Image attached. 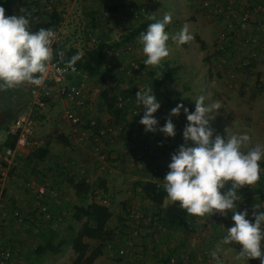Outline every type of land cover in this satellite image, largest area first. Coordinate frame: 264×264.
Returning <instances> with one entry per match:
<instances>
[{
	"label": "rangeland",
	"instance_id": "rangeland-1",
	"mask_svg": "<svg viewBox=\"0 0 264 264\" xmlns=\"http://www.w3.org/2000/svg\"><path fill=\"white\" fill-rule=\"evenodd\" d=\"M2 1L7 4L15 0ZM157 1H160L161 3L158 2V6H154ZM51 2L53 10L57 14H59V17L61 18V33L59 39L60 45H63L64 47H77L80 50V53L84 52L83 50L86 48H91L96 42L95 40L94 43H91L89 41V38L86 36L87 33L92 32V37L94 39L96 37H104L107 39L108 43L117 42L121 38H123L128 33V31L144 17H154V19H160L163 18L165 13H170L172 20L168 24V30L166 31L170 37L168 41L170 55L167 57V59L168 63L172 62V64L170 63L169 65L172 66L171 70L173 72L168 75L165 73L161 74V81L154 84L155 82H157L156 79L150 78L149 76V72L154 68L152 66L145 65L146 69L143 70L142 78L134 81L131 86L132 90H134L135 85L137 86L139 83H146L149 87H151L152 85L153 93L157 99H160L163 102H167L168 105L183 104L184 107L188 109L192 103L191 99L199 97V95L197 94L193 95L194 93L202 91V95L205 96V101L206 103H208L207 98H209L210 94L206 95L207 92H215V98H217V100L221 103L222 107L219 110V114L215 116V119L210 121L211 127L214 130V137L215 134H219L226 138L225 130L229 128V135H241L247 133L251 137V144L249 145V147L254 146L258 143L264 144V83L259 84L258 82L259 78H264V60L259 58L261 52L264 53V49L260 48L258 50L259 52L254 59L255 61L254 63H252H259L260 61V70L256 72L253 71L250 77L246 78L247 82H250V85L244 83L245 87L243 88L241 86L239 89L238 86L240 83H238L237 80L226 82L223 81L221 79L223 76L222 73H225L227 71L233 73L237 71L250 73L254 69L252 64L242 66L240 64L234 63L232 65H227L224 68L222 65L218 64V60L224 50L217 52L216 35L214 36L215 27L207 17L205 18L198 14L197 0L196 5L195 0H51ZM160 4L161 7H165L167 8V10H161L159 8ZM5 5L1 6L4 7ZM135 5L144 7L146 12L139 19L131 21L129 20L128 15L127 13H125V11L127 7ZM108 9H114V11L109 12ZM94 11L95 13L93 14V23L95 24V26L91 28V17L89 16V14ZM104 11H107V16L103 17L102 14ZM185 24L189 25V31L190 34L194 36V40L187 44L179 45L172 39V37L179 33L183 25ZM32 31L36 30H34V28L32 27ZM136 43V50L133 52L134 58L136 56L139 57V59L142 58L145 60L146 56L143 54L142 45L139 43V41H137ZM237 50L243 51L240 48H238ZM243 64L247 63L243 62ZM99 81V78L88 79V82H86V85H84L85 91L87 92V101L91 103V106L94 109V113L100 119V121L112 123L114 122L113 124L116 125L120 124L122 121L119 120L118 122H116L114 117L112 121L107 119V111L104 109V106L101 105V103L98 101V94H96L95 96L93 95V89H98L102 86V83H100ZM69 82H71V79L66 80L67 84ZM218 85H220L227 91L222 93L216 92L214 89ZM27 88L28 85H24L23 87L18 88L19 91L17 93L15 92V89L9 90V96L6 95L0 98V138L4 137V131L7 129L11 120L18 113L27 108V104H29L27 102L30 99L26 92ZM243 93H248V95L242 97V95H244ZM15 95L17 98L15 97ZM11 99H16V101L25 99V101H23L22 103H25L26 106L18 109L17 107H10L5 105L6 102L13 103ZM65 104L66 102L64 100H55L54 103L49 104L50 108L44 115L37 117L34 139H42L45 141V143L52 144V153L60 154L63 158L66 159L70 154L75 155L74 157L76 158V155L78 154L77 152L79 150L78 148L82 149L85 154L87 153V156L89 154V144H83L80 147L72 148L66 147L65 145L57 142L58 135H64V133L66 132L65 127H63V125L59 121V117L56 116L58 112L62 111V107ZM248 104H250L252 107H247ZM125 105L127 107L122 108L128 109L130 108L128 106L131 105V102L128 101L125 103ZM242 105H244L245 107H241ZM120 125H122V123ZM28 149L32 150V148ZM112 149V153H121V151L123 150L122 145H120L119 143H115L112 146ZM25 151L26 150H20V155ZM110 156H108L109 158L106 161V166L103 171H100L98 166H96L90 159L88 161V156H84L85 159L83 161L85 162L80 163L82 166H86L89 164V162H91V166L99 171V176H97L96 172L93 171L95 173H93L91 175V179L88 180V184L93 188L92 190L100 189L99 186L104 184L106 187V192L110 195V202L113 195H116V198L118 199V202H116V207L114 208L116 209V212H113L112 207V209L110 208L112 216L106 226L107 231H111L110 238L108 240H105L101 238L100 232L91 230V235L93 238L84 239V241H86V244L88 245L86 255L90 256L92 252L97 253V257L91 264H129V262L125 261V258H119L115 254L108 253L105 250V247L108 243H110L113 248H117L121 246V244L127 246V244L130 242L129 239L125 238V226L123 225L124 212L126 211V209L119 210L118 203H121L122 197H125V193L128 192L129 196L126 200L127 202L130 201V203L127 205L128 208L133 207L131 202H138L141 204L140 208L143 212L155 213L156 209L152 208V206L147 204L146 201L144 203L143 198L134 195L131 191V187L136 180L147 177L146 175L148 173V168L151 169V167L153 166L152 169H156L157 171L161 170L168 163V160L171 159L170 152L167 153L164 146L161 145L160 142H157L152 146L151 152L148 154V157H144L145 164L141 169L136 167H129L127 164H124V162L122 163L121 167H117L116 165L118 164L113 166L112 161L114 159L111 160ZM69 160H66V162ZM74 161L76 163L77 159H75ZM263 161L264 159L261 160L260 165ZM66 162L64 165L65 168L72 167L73 164H71V162ZM19 164L20 163L16 164L15 167L18 168ZM20 167V171L24 172H21L22 175L19 178V183L24 185L26 181L32 180L33 177H27L26 174H31V168H29L24 161H21ZM11 169L13 168L11 167L8 172H10ZM13 174L14 171L12 170L9 175ZM9 175L7 176L8 178ZM100 180H103L104 183L99 182ZM5 181L0 182V206L2 205L1 202L5 194V188H3V186L1 185ZM107 181L112 183L111 190L107 188ZM47 182H49L50 184V181ZM257 184L252 188H243L239 191L238 194L241 196V201H246L247 203L253 204L254 206L257 204L259 197L264 195L262 190L260 191V193L255 192ZM47 190L49 191V187ZM114 190L116 191L114 192ZM91 201L92 200L90 198H87L84 203L80 202L79 206L88 207ZM241 201H239L237 204L238 208V205ZM166 203H169L167 198L163 201L162 204ZM261 205L264 206V203ZM0 210L2 209L0 208ZM59 214L63 217V223L62 226L60 225L58 229L53 232V240L55 242L60 239L68 241L70 239V236H73L78 231L82 221L78 223L72 221L68 213ZM116 217H119L118 223L115 220ZM2 224L3 226L0 227V235L3 232V228L6 227L4 220ZM196 225L197 223L195 224V226ZM198 226L202 227V224ZM199 233H201V231H196L195 233H193V235L199 236ZM220 235L221 234H219L218 236ZM189 236L183 234H175L171 236L164 235L163 237H168V239L173 242V247L175 248V250L181 249L184 252H187L189 257L188 264H194L193 261H190L193 259L191 258V254L193 253L191 249L193 247L190 246V243L189 247L191 249L189 247L187 248L186 246L183 247L180 243V241L186 240V238H188ZM186 245H188L187 242ZM131 246L134 247L135 245L131 244ZM141 246H143V243H141ZM228 249L229 248H227V250L220 256L223 264H246V261H238L235 259L237 255L235 249L232 251H228ZM49 255L50 254H48L47 256ZM49 257L50 261L52 259H57V263L59 264H70L72 259L74 258V254L71 252L68 246H63L61 248V254L56 255V257H52L51 255ZM142 257L143 258L140 259H143L144 262H141L140 264H151L149 258L144 256ZM19 258L20 255L18 256V260ZM210 264H216L215 260Z\"/></svg>",
	"mask_w": 264,
	"mask_h": 264
},
{
	"label": "built area",
	"instance_id": "built-area-1",
	"mask_svg": "<svg viewBox=\"0 0 264 264\" xmlns=\"http://www.w3.org/2000/svg\"><path fill=\"white\" fill-rule=\"evenodd\" d=\"M5 4L4 1L0 0V6ZM197 4L198 13L205 18L207 17L215 27L217 52L224 50L221 53L218 64L222 65L223 68L226 67L228 63L234 62V55H240L242 57L241 61L247 63H242V66L254 63L255 56H257L260 49V39H264V0H197ZM4 8L6 16L31 13L30 28L32 30V26L39 23L40 14L52 11V2L51 0H15L7 3ZM22 8L23 11L20 12ZM145 12V8L138 5L127 7L125 11L131 21L139 19ZM103 16H107V13H103ZM60 24L54 30L57 34V39L53 44V52L54 47L60 45ZM86 36L91 43L95 42L90 33H87ZM136 42L128 43L117 50L107 53L102 70L103 73H108V76L104 78V75L101 74L105 80L104 85L98 89L94 88L93 95L98 94L101 90L100 88H103L109 96L114 98V106L118 109L124 107L126 102H131L130 107L132 109L127 113L126 119L133 118L136 120L135 122L139 123L144 109L143 106L139 108L135 103L134 97L136 98V93L140 89L149 86L146 83H139L137 86L135 85L134 90L131 88L134 81L142 78L143 70L146 69L145 60L139 59L136 56L134 58L133 56V52L136 50ZM238 48L243 51H238ZM65 63L60 59L53 58L52 66L49 68V75L44 85L40 87L28 85L26 92L30 99L27 102L29 103L27 104V108L11 120L4 131V137L0 138V182L8 179L7 172L18 163L16 158L19 156L18 152L20 150H23L27 146L32 149L45 146L44 140L34 139V131L37 125L36 120L38 116L44 115L48 111L50 103L59 99L66 102L62 107V111L56 115L66 129V132L62 135L68 142L66 147L75 148L83 144H89L88 157L98 166L100 171L105 169L106 161L109 157L106 154L107 147L104 141L111 144L114 138L122 133L121 129L112 122L100 121L95 115L94 109L86 97L87 92L84 85L88 82V77L85 74L79 73L76 70L72 71L71 69L57 72V68L63 69ZM68 77H78V84L74 85L70 82L67 84L66 80ZM150 78L157 79L155 75L150 76ZM258 81L260 84H263L264 78H259ZM126 94H131V96L124 100L123 96H127ZM157 101L161 107L154 114V118L157 119V127L160 128L165 125L171 109L177 105L167 108L162 100L157 99ZM137 113L139 114L136 115ZM97 120L100 121L99 125ZM172 121L176 130L175 137H165L159 131L151 134L152 137L155 136L157 138L152 141V144L161 141L165 145H170L174 147V154L184 143L183 130L188 121L182 111L178 117H173ZM8 136L16 137L13 148L2 146ZM138 136L139 134L135 130L130 135L134 142ZM134 142L128 144L126 149L121 151L122 158L120 157V159L129 167L139 168L146 158L149 145L141 141L138 148L134 150L136 147ZM118 143L122 146L126 144L125 141H118ZM110 157L111 160L115 159L114 155ZM112 164L115 166L118 162L112 161ZM263 173L264 167H261L260 176ZM80 174H84L83 169L80 171ZM146 181H150L156 186L164 187V182L159 183L154 179H147ZM86 182L88 183L87 179ZM48 187L50 189L49 182L45 180L39 182L35 178H32V180L27 181L25 184L26 192H28L27 194L37 210L39 220L37 225L45 229L51 224L50 229H55L59 224L63 223V217L59 213L51 211L52 215L48 211V205L44 199ZM89 198L95 204L103 207H107L110 204L109 193L103 191L101 188L94 190ZM238 206L240 211L245 209L248 211L246 218L254 223L252 219L254 205L241 201ZM231 215L223 217V221L221 220L220 224L221 227L229 229L233 226L234 222L231 219ZM213 219L212 216L207 218L208 223H212ZM2 222L3 220L0 221V227L4 224ZM123 225L125 226V238L129 239L130 242L127 246L121 245L117 248H113L108 243L105 247L108 253H113L119 258H125V261L129 262V264L144 262L143 259H140L143 258L142 256L149 258L151 264H188V253L181 249L175 250L173 244H170L164 251L156 249L161 244L166 231L159 223L158 216L154 213L143 212L139 208H128L124 212ZM192 240L191 246L197 247L199 256H205L207 246L204 244V241H201L199 236L193 237ZM221 240H219V243ZM141 243H143V246H141ZM131 244L135 246L133 247ZM236 246L240 249L239 245ZM261 250L264 253V241H262ZM18 256L19 253L16 250L12 251L10 245L7 244L5 248L0 250V264H15L18 261ZM248 264H261V261L259 259L249 260Z\"/></svg>",
	"mask_w": 264,
	"mask_h": 264
},
{
	"label": "clouds",
	"instance_id": "clouds-1",
	"mask_svg": "<svg viewBox=\"0 0 264 264\" xmlns=\"http://www.w3.org/2000/svg\"><path fill=\"white\" fill-rule=\"evenodd\" d=\"M30 17L31 13L6 16L5 8L0 6V91L14 90L24 85L40 87L49 75L57 34L53 29L43 27L32 31ZM171 20V14L165 13L162 20L150 23L147 31L140 33L138 41L146 56V66L160 67L170 55V37L165 28ZM172 39L184 45L193 41L194 36L190 34L189 25L185 24ZM57 55L61 61L64 60L62 51ZM79 60L81 54L73 55L63 69L57 68V72L75 71L74 65ZM135 103L144 109L139 121L144 131H159L165 137H175L172 118L178 117L183 109L188 121L183 130L184 143L171 156L164 188L170 204H178L180 210L189 216L201 218V221L216 214H232L233 226L226 230V235L211 254L216 264H223L218 255L221 245H239L240 250L235 257L238 261L259 259L264 264L261 250L264 211L258 205L254 206L253 223L246 218L248 211H240L237 207L241 201L239 191L254 187L260 180L264 144L249 147L251 137L247 133L229 135V128L225 130L226 138L219 134L214 137L210 121L219 114L222 105L219 101L206 104L203 95L196 98L193 113H189L183 104L171 109L165 125L160 128L154 114L161 105L152 87L140 89L136 93Z\"/></svg>",
	"mask_w": 264,
	"mask_h": 264
},
{
	"label": "trees",
	"instance_id": "trees-1",
	"mask_svg": "<svg viewBox=\"0 0 264 264\" xmlns=\"http://www.w3.org/2000/svg\"><path fill=\"white\" fill-rule=\"evenodd\" d=\"M5 3V2H4ZM137 8V7H136ZM109 12H113L114 9H108ZM107 13V11H104L103 13ZM92 12L89 14L91 17L90 27L93 28L95 24L93 23V14ZM103 15V14H102ZM11 16V15H10ZM104 17V16H103ZM39 23L33 25L32 27L34 30L38 31L40 28H51L53 30H56L61 22V18L59 17V14H57L52 7V11L50 13H42L39 15ZM162 20L160 19H152L144 17L142 20L136 23L129 31L128 33L121 38L117 42L108 43L107 39L104 37H96V42L93 44V46L87 50H85L82 53H79L75 48L73 47H64L63 45H56L54 47V58L59 59V56L57 55L59 52L64 53V60L63 62H67L73 55L81 54V60H79L75 65V69L79 73L85 74L88 79H96L99 78V82L102 83V86L104 85L105 80L102 78L101 74L104 75L103 77H107L108 73H103L102 67L105 61V57L107 56V53L117 50L128 43H133L138 41V37L141 32H146L147 27L150 23L156 22ZM168 30V25H166L165 31ZM92 36V32L90 33ZM170 74L171 70L168 69V63L163 62L160 67L154 68L152 71L149 72L150 76H156L157 79L154 84L159 83L161 81V74ZM67 79H71V84H78L79 78L78 77H68ZM259 80V79H258ZM259 82V81H258ZM260 84V82H259ZM101 86V87H102ZM261 86V85H260ZM152 87V85H151ZM127 96H123L124 100L129 98L131 94H126ZM98 101L101 103V105L104 106V109L112 115L116 122L119 120L122 121V125L117 124L118 127H120L121 132L120 135H118L116 138H114V141L110 144L108 142H105V145L107 147L106 154L107 156L113 155L115 156L114 162H118L117 167H121L123 160L120 159L121 153H112L113 149L112 146L115 143H118V141H125L126 144L122 146L123 150L126 149V146L130 144L131 142H134V140L130 137L132 134V131L135 130L139 136L136 137V141L134 142L136 144V147L134 150H136L141 144V141L143 143L148 144L149 151L146 153V157H148V154L151 152L152 141L157 139L155 136L152 137L151 133H146L144 131V127L139 124L138 122H135L136 120L126 119V115L129 112L132 107L128 109H118L114 106V98L109 96L103 88L98 93ZM165 106L171 107L172 104L168 105L167 102H164ZM124 107H127L124 105ZM188 109V108H187ZM189 113L194 112V105L189 106ZM182 113L183 109L181 110ZM98 125L100 124V121L97 120ZM114 123V122H113ZM16 140L15 136H8L5 140V142L2 144L3 147H10L13 148L14 142ZM109 141V140H106ZM57 142L63 145H68V142L62 135H58ZM48 144L45 143V146L39 147V148H33L32 151L29 153V158L26 161V165L28 167L32 168V164H35L37 162L43 161L44 158L47 157L49 150H48ZM160 144L164 146L167 153L170 152V155L173 154V148L170 145H165L163 142L160 141ZM122 158V157H121ZM169 164L171 163V159L168 160ZM165 165L164 168L161 170L156 169H149L147 177L143 179L136 180L131 187V191L134 195H137L143 199H148V201L155 206L156 212L154 213L156 216H158L159 223L161 226L165 229L166 234H177V233H183V235H191L195 231V221L196 219H201L198 217L189 216L185 211L179 209V205H172L169 204L164 208H160L162 206L163 200L167 198V194L164 187L156 186L154 183H151L150 181H146L147 179H154L155 181L161 183L164 182V178L166 173L169 171L168 165ZM261 166L264 167V161L261 163ZM8 172V175L11 173L12 170ZM61 170H67L65 167H61ZM64 171H60L59 175H64ZM99 182H103V180H100ZM103 191H106V187L104 184L99 186ZM91 185H89L86 182V177L81 176L79 178V181L76 182L75 185V194L78 197L79 201L81 203H84L87 198L90 197V195L93 193L94 190ZM264 193V173L260 176V180L255 188V192L260 193V191ZM264 202V195L259 197L257 204L259 208L264 211V209L261 207V204ZM48 211L51 213L50 208L48 207ZM53 212V211H52ZM52 214V213H51ZM53 215V214H52ZM111 212L108 209V207H103L98 204H95L94 202H90V205L88 207L83 206H72L71 211V220L74 222H81L80 227L78 231L73 235L70 236V239L64 240L60 239L58 241L53 240L54 231L58 229V227L62 224H59L57 228L50 229V225L46 227L45 229L40 228L41 230H44L47 234H44L45 239L43 240L42 245H38L34 252L37 256H40L44 253L50 254V255H59L61 254V248L63 246H68L71 250V252L74 254V258L72 259L70 264H91L93 260L97 257L96 252H92L89 255H86L88 250V245L84 242V239H90L93 238L91 235V230H95L100 232L101 238L103 239H109L111 236V231L108 232L105 228L106 223L111 217ZM107 243V242H106ZM182 246H187L185 240L180 241ZM11 247V246H10ZM12 249V248H11ZM12 251H15L12 249Z\"/></svg>",
	"mask_w": 264,
	"mask_h": 264
},
{
	"label": "crops",
	"instance_id": "crops-1",
	"mask_svg": "<svg viewBox=\"0 0 264 264\" xmlns=\"http://www.w3.org/2000/svg\"><path fill=\"white\" fill-rule=\"evenodd\" d=\"M158 2H160V1H157V3H155L154 6H156V5L158 6ZM195 5H196V0H195ZM159 8L161 10H165V9L167 10V8L161 7V4H160ZM200 16H202V15H200ZM214 32H215V34H214V36H215L216 35L215 29H214ZM260 40H261L260 41V43H261L260 48L264 49V39H260ZM73 48H75L78 52L80 51L77 47H73ZM85 50H87V48L84 49L83 51H85ZM263 57H264V53L261 52L259 58L264 60ZM241 59H242V57H240V55H234L233 56L234 62L233 63L230 62L227 65H232L234 63L242 65L243 62L241 61ZM163 62L168 63V59L166 58L165 60H163ZM170 63L172 64V62H170ZM170 63H168V69L169 70L172 69V66L169 65ZM256 63L257 62H255V64H252L254 70H252V71L250 70L251 71L250 73H246L243 71H237V72L233 73V72L227 71L225 73H222L223 76L221 79L225 82L237 80L238 83H240L238 86L239 89L241 86L244 88L245 87L244 83L250 85V82H247L246 78L250 77V75L252 74L253 71L256 72V71L260 70L261 62L259 61L260 64L259 63L256 64ZM172 72L173 71L171 70V73ZM247 72H249V71H247ZM214 90L216 92H219V93L227 91L226 89H223L220 85L216 86ZM18 91H19V89H15L16 93ZM8 92H9V90L0 91V98L4 97L6 95L9 96L10 94H8ZM202 93H203L202 91H198V92L194 93L193 95L197 94V95L201 96ZM209 94H210V96H209V98H207L208 103H206V101H205L206 104H211L213 102L218 101L217 98H215L216 97L215 92H211V93L207 92L206 95H209ZM243 94L244 95H242V97H245L246 95H248V93H243ZM15 97H16V95H15ZM195 100H196V97L194 99H191V101H192L191 104L194 105V111H195ZM11 101H13V103L6 102L5 105L10 106V107H17L18 109H21L22 107L26 106L25 103H22L23 101H25V99L24 100L22 99L19 101H16V99L15 100L11 99ZM235 107H237V106H235ZM241 107H245V106L242 105ZM247 107H252V106L250 104H248ZM107 119L112 121L113 116L110 115L109 113H107ZM220 119H221V117H220ZM28 148H30V147L27 146L26 148L23 149V150H26L25 152L22 153L23 155L22 154L20 155V152H19V154H18L19 156H17V158H16L18 163L21 164V161H24L26 164V161L29 158L28 157L29 153H30V151H32L31 149L29 150ZM51 148H52V144H49L48 145L49 153H48L47 157L44 158L43 161H41V162H37L35 164H32L33 169L30 170L31 174H26V175H27V177L30 176L29 178L33 177V178L37 179L39 182L41 180L50 181L52 192L50 191V189H49V191L46 190L45 197H44V199H45L46 203L48 204L50 210L55 212V213H64V214L68 213V215H71L72 206H79V204H80V201L75 194L76 182L79 181V178L81 176H85V177L87 176L86 177L87 180L91 179V175L95 172H96V175L99 176V171L91 166V162H89V164L86 166H82L80 164L81 162H85L83 160L85 159V157L88 156V155L86 156L87 153L85 154L83 152V150L80 148H78L79 150L77 152L78 154L76 155V158L74 157L75 155L70 154V155H68L69 157H67V159L63 158L60 154L52 153L53 151L51 150ZM72 153H74V152H72ZM73 159L74 160L77 159V162L75 163V161ZM89 159L90 158L88 157V161H89ZM66 160H69V161L66 162ZM65 162L66 163L73 162V165H72V167L66 168L67 170H63V169L61 170L60 168L64 167ZM20 164H19L18 168L14 167L15 168V170H13L14 174L9 175L8 180L5 181L1 185V186H3V188H5V194H4V198L1 202L2 205L0 206V208L2 209V210H0V215H2V216H0V221L4 220L6 227L3 228V232L0 235V250L5 248L7 246V244H9L12 249L17 250V252L20 255V258L17 261V263L15 262V264H49V261H50L49 256L50 255L47 256L48 254L44 253L40 256H37L35 253H33L35 248L38 245H42L43 240L46 237V236H44V234H47V233L44 230H41L40 229L41 227H39L37 225V223L39 222L37 210L34 207L32 200L28 196V194H27L28 192H26V189H25L26 183L24 185L19 183V181H20L19 178L22 175L21 172H24V171H20V169H21ZM144 164H145V162H142L139 169L143 168ZM82 167L84 170L83 175L80 174ZM60 171H62V172L64 171L65 174L62 176L59 175ZM93 171H95V172H93ZM93 179H94V177H93ZM108 183H109V185H108ZM106 185H107V188H109V190L112 189V183L111 182L107 181ZM115 191L116 190H114V192ZM128 196H129V193L128 192L125 193V197H122L121 203H118L119 210L120 209L121 210L128 209L127 205L130 203V201H128V202L126 201L128 199ZM143 200H144V203L146 201L147 204L152 206V208H155V206L152 205L148 201L147 198L143 199ZM116 202H118V199L116 198V195H113L109 206H107L108 209L110 210V208L112 207L113 212H116V209H114L116 207ZM131 204L134 208H139L141 210V208H140L141 204L140 203H138V202L132 203L131 202ZM169 204L170 203L162 204V206L160 208H164ZM142 206H143V204H142ZM261 207L264 209L263 205H261ZM212 217L214 218L212 223H208L207 218H204L203 221H201V219H196V221H195V224L197 223V225L195 226L194 231L195 232L201 231V233H199V236L202 238L201 241H204V244H206L207 249H208V252L206 253L205 256H201V257L199 256V253L197 251L198 250L197 247H193L194 249L193 248L191 249L189 247V243L191 244L192 238L195 237L193 235V233L188 238H186V240H185V242H187V244H188L186 247H189L191 249V251L193 252L191 254V258H193V259L190 261H193L194 264H199V263L210 264L211 262H213L214 260H213L211 254L213 251H216L217 245L219 244V240L223 239V237L226 235L227 229L224 227H221V225H220L221 222L223 221L224 216L216 214V215H213ZM118 218L119 217H116V219H115L117 223L119 222ZM110 219H111V217H110ZM109 220H108V222H109ZM108 222L106 223L105 228H106ZM200 224H202V227L198 226ZM177 234L182 235L183 233H177ZM219 234H221V235L218 236ZM171 235H175V234H171ZM171 235H168V233L166 234V236H171ZM84 242L86 243V241H84ZM170 244H173V242L170 239H168V237H165V238L163 237L161 244L159 246H157L156 249L164 251L166 248H168V246ZM121 245H123V244H121ZM221 248L223 250L221 249L220 252L218 253L219 257L227 250V248H233L236 250L237 253L240 250L236 245H221ZM51 256L56 257L54 255H51ZM50 264H59V263H57V259H54V260L52 259L50 261ZM246 264H248V261H246Z\"/></svg>",
	"mask_w": 264,
	"mask_h": 264
}]
</instances>
